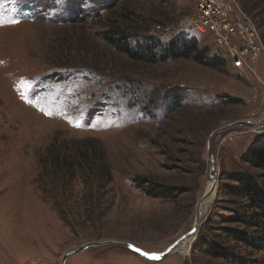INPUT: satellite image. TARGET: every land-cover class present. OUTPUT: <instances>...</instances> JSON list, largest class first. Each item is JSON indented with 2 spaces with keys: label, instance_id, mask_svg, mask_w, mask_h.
I'll list each match as a JSON object with an SVG mask.
<instances>
[{
  "label": "rangeland",
  "instance_id": "1",
  "mask_svg": "<svg viewBox=\"0 0 264 264\" xmlns=\"http://www.w3.org/2000/svg\"><path fill=\"white\" fill-rule=\"evenodd\" d=\"M224 1L231 9L211 20L232 24L238 15L264 46V0ZM203 3L217 0H15L0 8V19L18 21L0 26V264H61L67 251L110 240L163 252L192 229L210 181V133L239 120L264 123V54L242 72L217 45L213 25L182 28L203 14ZM115 25L132 41L188 31L223 62L132 59L104 40ZM230 38L245 43L239 31ZM180 88L182 104L168 109L166 93ZM63 139L77 148L103 146L113 182L101 208H85L90 189L80 180L72 185L54 174L47 149ZM263 140L264 128L250 127L214 137L217 189L200 229L215 212L226 173L250 170L241 155ZM147 180L178 196H148L139 186ZM56 203L71 206L66 219ZM198 235L188 253L176 249L160 261L111 243L66 264H237L193 250ZM249 257L264 264V250Z\"/></svg>",
  "mask_w": 264,
  "mask_h": 264
},
{
  "label": "trees",
  "instance_id": "2",
  "mask_svg": "<svg viewBox=\"0 0 264 264\" xmlns=\"http://www.w3.org/2000/svg\"><path fill=\"white\" fill-rule=\"evenodd\" d=\"M103 38L135 60L184 58L212 66L219 65L221 61L216 55L208 56L207 50L199 47L198 40L184 30L166 41L157 35L132 41L120 26L115 25L104 31ZM165 96L167 102H164L170 110L179 108L185 97L182 88L171 89ZM104 153L103 146L99 144L77 148L71 145V141L63 139L49 145L46 158L51 160L50 165L57 177L72 185L80 180L89 187L90 200L84 201L85 208L100 207L105 201L102 200L106 188L113 182L111 166ZM241 159L251 171L226 173L217 190L215 212L212 218L207 219L208 225L201 227L192 248L237 264H263L260 259L249 256L250 251L264 250V140L248 147ZM141 183L139 186L150 197L174 199L178 196L174 187L148 180ZM56 206L62 218L66 219L71 214L70 205L56 203Z\"/></svg>",
  "mask_w": 264,
  "mask_h": 264
},
{
  "label": "built area",
  "instance_id": "3",
  "mask_svg": "<svg viewBox=\"0 0 264 264\" xmlns=\"http://www.w3.org/2000/svg\"><path fill=\"white\" fill-rule=\"evenodd\" d=\"M201 12L203 14L199 15L198 19L191 18L186 23L182 24V28H194L198 31L207 30L210 25H213L217 31V45L220 48L227 49L231 54L233 61V66L240 69L242 72L252 68L251 59L257 56L259 53L264 54V46L262 43L254 38L252 33L249 32L247 26L244 24L240 16H236L233 23H227V21L222 18L216 21H212L218 15H222L227 10L231 9V5L226 3L224 0H217V3L201 5ZM212 19V20H211ZM211 20V21H210ZM237 28L245 40V43H234L230 36L234 34ZM230 30L231 32H229ZM252 121V120H250ZM260 122L254 120L253 122ZM249 128V127H248ZM264 126H259L257 129H262ZM253 129V127H250Z\"/></svg>",
  "mask_w": 264,
  "mask_h": 264
},
{
  "label": "water",
  "instance_id": "4",
  "mask_svg": "<svg viewBox=\"0 0 264 264\" xmlns=\"http://www.w3.org/2000/svg\"><path fill=\"white\" fill-rule=\"evenodd\" d=\"M257 123L250 121V120H239V121H234L231 123H228L227 125L224 126H220L215 128L211 133L210 136L208 138V154L210 157V180H212V185L211 187L208 188L207 191L204 192V194L200 197V202L198 200L197 206H199L200 204L203 203L204 200H206L208 197H210L217 189V180H216V163H215V159H214V154H213V150H212V142L214 137L224 131L230 130L234 127H252L255 126ZM261 126H264V123L260 124ZM202 218L200 217L199 213L197 215V220L195 225L192 227V229L188 232H186L185 234H183L180 238H178L173 244H171L169 247H167V249L163 252H156V251H147L135 244L129 243V242H122V241H114V240H110V241H104V242H88L86 244L81 245L80 247H77L75 249H72L70 251H67L63 256H62V260H61V264H66V261L69 257L81 253L83 251H85L87 248L91 247V246H95V245H105V244H111V243H116V244H123L126 245L129 249H131L132 251H134L135 253L139 254L140 256L144 257L147 260L150 261H160L161 259H163L165 256L169 255L170 253H172V251L174 250V248L179 244V242L186 238L187 236H194V238L197 237L200 226L202 224ZM136 249H140L141 251L138 252L136 251ZM141 252H146L149 254L155 253L156 255L159 256V259H148L146 256L142 255Z\"/></svg>",
  "mask_w": 264,
  "mask_h": 264
},
{
  "label": "bare ground",
  "instance_id": "5",
  "mask_svg": "<svg viewBox=\"0 0 264 264\" xmlns=\"http://www.w3.org/2000/svg\"><path fill=\"white\" fill-rule=\"evenodd\" d=\"M256 123H257V121H256ZM260 124L261 123L259 122L255 126H252V127L257 129V128H259V126H261ZM208 185H209L208 188L211 187L212 180L209 181ZM208 188H207V190H208ZM213 194L210 197H208L206 200H204L202 204L197 206V208H196V220H197L198 213H199L200 217L202 218V212H206V210L208 209V204L210 203L212 197L214 196ZM200 199H199V202H200ZM195 223H196V221L194 222V225H195ZM193 238H194V236L192 235V236H187L186 238L182 239L179 242V244L174 248L173 251H175L177 249V251H179L180 253H183V254L188 253L187 250H189L190 244L192 243ZM173 251H172V253H173Z\"/></svg>",
  "mask_w": 264,
  "mask_h": 264
},
{
  "label": "snow or ice",
  "instance_id": "6",
  "mask_svg": "<svg viewBox=\"0 0 264 264\" xmlns=\"http://www.w3.org/2000/svg\"><path fill=\"white\" fill-rule=\"evenodd\" d=\"M8 2L15 3V0H0V8L5 7ZM5 23H18V21H15V20L4 21V20L0 19V26H3ZM21 85H22L21 95H22L23 98L27 99L26 92L24 90L27 87L26 82L21 81ZM136 251L140 252L141 250L140 249H136ZM141 254L146 256L148 259H153V260L159 259V256L156 255L155 253L149 254V253H146V252H141Z\"/></svg>",
  "mask_w": 264,
  "mask_h": 264
}]
</instances>
